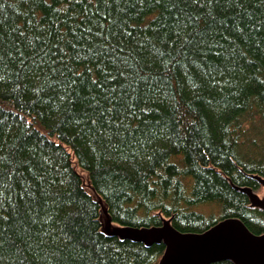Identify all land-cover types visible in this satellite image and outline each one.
Returning a JSON list of instances; mask_svg holds the SVG:
<instances>
[{
    "label": "trees",
    "instance_id": "16d2710c",
    "mask_svg": "<svg viewBox=\"0 0 264 264\" xmlns=\"http://www.w3.org/2000/svg\"><path fill=\"white\" fill-rule=\"evenodd\" d=\"M259 176L264 0H0V264H158L101 200L126 226L264 234Z\"/></svg>",
    "mask_w": 264,
    "mask_h": 264
},
{
    "label": "rangeland",
    "instance_id": "374dc122",
    "mask_svg": "<svg viewBox=\"0 0 264 264\" xmlns=\"http://www.w3.org/2000/svg\"><path fill=\"white\" fill-rule=\"evenodd\" d=\"M80 173L85 177V171L78 167ZM256 198L258 201H264V186L257 191ZM103 202V201H102ZM206 213H216L218 211L216 205H205L200 207ZM102 228L106 231L118 232L122 235L142 236L147 240L164 237L169 246L167 249V257L164 264H187L195 258L202 257L212 252H223L226 250L234 249L239 244L238 242H225V235L219 236L220 229H215L212 232L205 234L204 237L197 238L199 234H181L174 231L169 225L162 227H134L122 225L119 222L110 219L106 206H102ZM247 236L244 233L238 234V239H244ZM264 243V242H263ZM247 247L257 250L259 246L250 242L246 244ZM241 263L240 260H238Z\"/></svg>",
    "mask_w": 264,
    "mask_h": 264
},
{
    "label": "water",
    "instance_id": "95a60500",
    "mask_svg": "<svg viewBox=\"0 0 264 264\" xmlns=\"http://www.w3.org/2000/svg\"><path fill=\"white\" fill-rule=\"evenodd\" d=\"M259 179L262 182V184H264V178L259 176ZM242 190L246 191L250 195L253 204H257V205L264 207V201L263 202L258 201L256 198L257 194L253 192L252 189L242 188ZM102 206H103V202H102ZM102 224H103V220H102ZM164 225H169L174 231L179 232L181 234H199L197 238L204 237L205 234H208L215 229H220L221 227H223L222 230L220 231L219 236L221 237L225 235V242L227 243L238 242L239 244L234 249L226 250L223 252H212L211 254L195 258L193 261L188 262L187 264H203V263H206L212 260H217V259H222V258L232 259L237 264H240L238 260H240L241 263L243 264H264V243H263L264 234H261V235L253 234L252 232L248 230V228L244 225V223L241 222L239 219H236V218L225 219L223 221H220L219 223L214 225L212 228H210L209 230L203 233H182L176 230L170 224L169 220H165L162 226ZM162 226H159V227H162ZM106 232L119 234L123 237H129V238H133L136 240H142V241H145L147 244H150L153 241H156V242L164 241L166 244V251L163 254L158 264H164V262L166 261L169 242L164 237L147 240L145 237H142V236H132V235H127V234L122 235L118 232H111V231H106ZM240 233H244L247 236V238L238 239V234ZM250 242L256 243L259 246V248L257 250L250 249L249 247L246 246V244Z\"/></svg>",
    "mask_w": 264,
    "mask_h": 264
},
{
    "label": "bare ground",
    "instance_id": "6f19581e",
    "mask_svg": "<svg viewBox=\"0 0 264 264\" xmlns=\"http://www.w3.org/2000/svg\"><path fill=\"white\" fill-rule=\"evenodd\" d=\"M101 205H102V202H101ZM111 219V218H110Z\"/></svg>",
    "mask_w": 264,
    "mask_h": 264
}]
</instances>
